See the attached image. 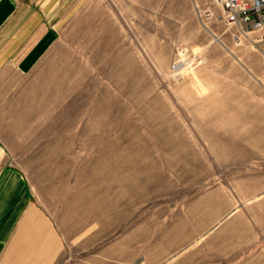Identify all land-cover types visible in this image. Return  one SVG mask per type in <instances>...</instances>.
Wrapping results in <instances>:
<instances>
[{
  "label": "rangeland",
  "instance_id": "rangeland-1",
  "mask_svg": "<svg viewBox=\"0 0 264 264\" xmlns=\"http://www.w3.org/2000/svg\"><path fill=\"white\" fill-rule=\"evenodd\" d=\"M50 24L0 82V138L75 214L60 264H264L259 32L213 0H65Z\"/></svg>",
  "mask_w": 264,
  "mask_h": 264
},
{
  "label": "crops",
  "instance_id": "crops-1",
  "mask_svg": "<svg viewBox=\"0 0 264 264\" xmlns=\"http://www.w3.org/2000/svg\"><path fill=\"white\" fill-rule=\"evenodd\" d=\"M64 1L0 0V82L34 69L52 44L50 19ZM6 94L0 89V99ZM73 220L71 234L69 219L38 199L0 138V264H60L67 238H76L75 214Z\"/></svg>",
  "mask_w": 264,
  "mask_h": 264
},
{
  "label": "built area",
  "instance_id": "built-area-1",
  "mask_svg": "<svg viewBox=\"0 0 264 264\" xmlns=\"http://www.w3.org/2000/svg\"><path fill=\"white\" fill-rule=\"evenodd\" d=\"M231 24H243L264 40V0H213Z\"/></svg>",
  "mask_w": 264,
  "mask_h": 264
}]
</instances>
